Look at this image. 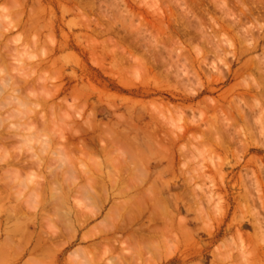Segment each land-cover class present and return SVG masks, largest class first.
Returning <instances> with one entry per match:
<instances>
[{
  "label": "rangeland",
  "instance_id": "1",
  "mask_svg": "<svg viewBox=\"0 0 264 264\" xmlns=\"http://www.w3.org/2000/svg\"><path fill=\"white\" fill-rule=\"evenodd\" d=\"M262 91L264 0H0V264H264Z\"/></svg>",
  "mask_w": 264,
  "mask_h": 264
},
{
  "label": "bare ground",
  "instance_id": "2",
  "mask_svg": "<svg viewBox=\"0 0 264 264\" xmlns=\"http://www.w3.org/2000/svg\"><path fill=\"white\" fill-rule=\"evenodd\" d=\"M263 92H264V91H262V93H263ZM258 93H259V92H258ZM254 107H255V106H254ZM254 107H253V109H255ZM249 108H250V107H249ZM250 109H251V108H250ZM251 110H252V109H251ZM260 110H261V109H260ZM260 110H258V112H259ZM253 111H255V110H253ZM248 112H250V110H249ZM256 112H257V111H256ZM238 113H239V112H238ZM247 114H248V113H247ZM250 114H251V113H250ZM253 114H254V113H253ZM243 115H244V114H243ZM250 116H251V115H250ZM250 116H249V117H250ZM256 116H257V115H256ZM259 116H260V115H258L257 117L259 118ZM254 117H255V116H254ZM260 117H261V116H260ZM262 117H263V116H262ZM244 118H245V117H244ZM255 118H256V117H255ZM120 120H121V119H120ZM262 120H263V119H262ZM120 122H121V121H120ZM263 125H264V123H263ZM186 126H187V125H186ZM186 126H185V127H186ZM190 128H191V127H190ZM191 129H192V128H191ZM182 131H183V130H182ZM184 134H185V133H184ZM184 134H183V135H184ZM121 135H122V134H121ZM178 136H179V135H178ZM156 138H157V137H156ZM124 139H126V138H124ZM127 139H128V137H127ZM153 140H154V139H153ZM155 140H156V139H155ZM170 140H171V139H170ZM172 140H174V139H172ZM225 142H226V140H225ZM227 142H228V141H227ZM223 143H224V142H223ZM152 144H153V143H152ZM220 144H221V143H220ZM225 144H226V143H225ZM220 146H222V145H220ZM223 146H224V145H223ZM173 196H174V195H173ZM175 197H176V196H175ZM175 197H174V198H175ZM177 197H178V196H177ZM171 200H173V199H171ZM175 200H176V199H175ZM175 202H177V201H175ZM171 218H173V217L171 216ZM180 218H181V217H180ZM172 220H173V219H172ZM180 222H181V221H180ZM182 222H183V220H182ZM184 222H185V221H184ZM183 225H184V224H183ZM185 225H186V223H185ZM181 226H182V225H181ZM180 228H181V227H180ZM183 228H184V227H183ZM190 231H191V230H190ZM192 232H193V231H192ZM190 233H191V232H190ZM180 263H183V262L181 261Z\"/></svg>",
  "mask_w": 264,
  "mask_h": 264
}]
</instances>
